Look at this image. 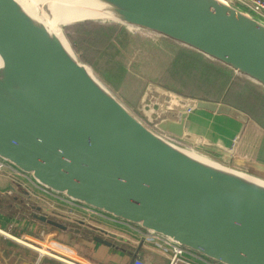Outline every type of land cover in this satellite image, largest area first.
Listing matches in <instances>:
<instances>
[{
    "label": "water",
    "instance_id": "obj_1",
    "mask_svg": "<svg viewBox=\"0 0 264 264\" xmlns=\"http://www.w3.org/2000/svg\"><path fill=\"white\" fill-rule=\"evenodd\" d=\"M96 1L115 23L190 48L264 88V23L234 6ZM43 10L47 15V4ZM66 45L18 0H0V160L54 193L216 264H264V186L236 173L264 178V164L232 154L223 165L209 158L220 168L189 153L204 156L200 146L190 150L165 137L198 140L184 130L195 109L244 124L248 117L168 94L180 118L153 131Z\"/></svg>",
    "mask_w": 264,
    "mask_h": 264
},
{
    "label": "crops",
    "instance_id": "obj_2",
    "mask_svg": "<svg viewBox=\"0 0 264 264\" xmlns=\"http://www.w3.org/2000/svg\"><path fill=\"white\" fill-rule=\"evenodd\" d=\"M133 35L149 48L150 54L148 58L157 59L158 63L161 64L166 62L165 57H173L178 54L183 58L186 56L198 64V69L202 74L197 76L199 79H202L204 82L217 84V86H222V91L225 94L228 92L231 84L239 82L240 84H245V86L248 84V88L246 87L244 89V95H250L252 85L256 84L248 78L236 74L222 64L173 41L153 34ZM156 49L162 51L165 57L156 54L154 52ZM184 61L186 62L185 58ZM188 64L187 66L192 67L191 64ZM156 65L160 70L164 69L159 64ZM158 75L159 78L162 77V75ZM143 76L147 78L144 74ZM147 87H150V93L154 94L151 102H147L152 107V111L150 109L147 110L149 111L147 112L148 118L152 119V114L154 113L160 115V117H156L155 120L150 121L158 124L162 118L161 116H166L162 120L178 121L180 115L172 110L180 105L174 102L168 94L179 98L182 97L174 92L167 91L158 82H149ZM215 93L212 90L207 92V94ZM186 98L229 106L235 111L247 116L249 122L244 124L236 118L226 115H216L203 110L195 109L189 111L184 124L185 133L191 137L198 138L200 142H196L198 140L183 138L185 148L193 150L194 146L198 145L202 148L203 154L216 159L222 158L224 160L227 155L232 154L233 156L241 155L252 160H257L258 151L264 148V128L258 123H254L250 115L239 105L233 106L214 96L208 95ZM257 139L260 140V146L255 148ZM0 176L3 177V184L0 185L1 236L10 233L13 236L20 237L32 243L35 249L42 248L47 243L58 242L74 250L73 259L80 264H130L136 253V258L143 260L147 264H168L167 256L150 248L136 227L106 220L91 214H85L77 210H72L71 213V210L66 205L61 204L59 201L41 192L33 190L23 177L16 176L9 172V170L1 171ZM28 196H31V199H33L31 201L37 205H42L43 203L60 205L63 208L60 212L70 217V222L66 224L68 229L62 230L55 225L44 224L29 219L26 214L28 212L24 209L25 206L23 203H21L26 198L29 199ZM71 222L77 223V225L74 224L75 226H71ZM97 240L102 242L99 243ZM103 242L112 244V247L107 246ZM42 251H40V254H48L47 251L45 253ZM154 253L157 254L154 255ZM44 257L40 258L38 253L39 259L37 258V264L43 261L45 259ZM61 263L65 264L59 262V264Z\"/></svg>",
    "mask_w": 264,
    "mask_h": 264
},
{
    "label": "rangeland",
    "instance_id": "obj_3",
    "mask_svg": "<svg viewBox=\"0 0 264 264\" xmlns=\"http://www.w3.org/2000/svg\"><path fill=\"white\" fill-rule=\"evenodd\" d=\"M46 17L48 19V16ZM85 20H92L87 22L94 24L86 27H73L78 23H84L82 21ZM57 29L61 32L62 38L69 45L77 59L86 65L93 75L131 113L153 131H157V124L150 120H155L160 115L154 113L152 119L148 118L147 112L149 111L147 110L152 111V107L147 102L150 103L152 96H154L150 93V87H147L149 82H158L164 89L180 95L183 99L208 95L233 106L239 105L250 115L254 123L256 122L264 128V89L256 84L252 85L250 95H244V89L248 88V84L245 86V84L239 82L231 84L225 94L222 91V86L199 79L197 76L202 74L198 69V64L184 55L186 62L179 54L173 57H165L162 51L156 49L154 52L165 57L166 62L160 64L157 59L148 58L149 48L133 34L149 33L112 21L102 19L67 20L58 22ZM188 63L192 67L187 66ZM156 64L164 69L160 70ZM142 73L147 78H144ZM158 74L162 77L159 78ZM211 90L217 94H207ZM161 117L159 121L166 118V116ZM165 137L185 147L182 139L168 135H165ZM259 143L260 140L257 139L255 148L260 146ZM258 152L257 160L254 161L264 164V148ZM201 155L223 165L222 158L216 159L203 153ZM246 174L264 181L263 177L250 173ZM2 181L3 177L0 176V185L3 184ZM0 240H3L0 242V264H37L38 252H36L37 250L32 243L10 233L5 234V236L0 235ZM50 244L47 243L43 246L47 247ZM44 247L40 250H45ZM44 258L39 264H59L60 262L51 255H45Z\"/></svg>",
    "mask_w": 264,
    "mask_h": 264
},
{
    "label": "built area",
    "instance_id": "obj_4",
    "mask_svg": "<svg viewBox=\"0 0 264 264\" xmlns=\"http://www.w3.org/2000/svg\"><path fill=\"white\" fill-rule=\"evenodd\" d=\"M222 1L234 6L238 10L245 12L246 14L255 18L256 20L264 23V0H222ZM3 170H9V172H11L12 174L23 177L28 182V184L33 188V190L41 192L44 195L59 201L61 204L66 205L67 208L71 210V213L72 210H77L85 214H91L106 220H111L113 222L122 223L127 226L136 227L126 222L109 217L103 213L95 211L82 204L74 202L63 195L54 193L40 186L29 175L22 173L12 165L0 160V172ZM136 228L138 229V232H140L143 235L145 242L147 243V245H149L150 248L163 254L164 256H167L168 264H216L210 261L209 259L203 257L202 255L193 252L187 248H184L163 236L157 235L149 231H145L143 229H140L139 227ZM45 248L48 254H44V255L40 254L41 251L40 248L36 249L39 253L40 258L44 257L45 255H51L53 258L65 264H80L73 259L74 250H72L69 247L63 246L58 242H52L50 246ZM130 264H147V263H145L143 260L139 258H135Z\"/></svg>",
    "mask_w": 264,
    "mask_h": 264
},
{
    "label": "bare ground",
    "instance_id": "obj_5",
    "mask_svg": "<svg viewBox=\"0 0 264 264\" xmlns=\"http://www.w3.org/2000/svg\"><path fill=\"white\" fill-rule=\"evenodd\" d=\"M25 9L38 20L44 23L54 34H56L66 45L64 39L61 36V32L57 29V23L67 20H83V19H102L106 21L116 22V18L109 12L103 9L99 2L96 0H18ZM48 5V15H44L43 6ZM48 16V19L47 17ZM69 49V47L66 45ZM92 74L91 70H89ZM93 75V74H92ZM193 157H196L209 164H215V162L207 157L200 156L197 153L189 152ZM221 168V167H220ZM244 178L251 180L257 184L264 186V181L256 177L236 172ZM44 247V246H43ZM48 247V246H47ZM45 248V247H44ZM46 250L42 252L45 253Z\"/></svg>",
    "mask_w": 264,
    "mask_h": 264
},
{
    "label": "flooded vegetation",
    "instance_id": "obj_6",
    "mask_svg": "<svg viewBox=\"0 0 264 264\" xmlns=\"http://www.w3.org/2000/svg\"><path fill=\"white\" fill-rule=\"evenodd\" d=\"M28 197L29 199L26 198V200L21 201V203H23V205L25 206L24 209L28 212L26 214L28 215L29 219H33L44 224H57L68 229L66 224L70 222V217L65 216L60 212V210L63 209L60 205H50L45 203H43L42 205H37L31 201L33 200L31 199V196ZM74 224L75 223H72L71 226L77 225V223L75 225Z\"/></svg>",
    "mask_w": 264,
    "mask_h": 264
},
{
    "label": "trees",
    "instance_id": "obj_7",
    "mask_svg": "<svg viewBox=\"0 0 264 264\" xmlns=\"http://www.w3.org/2000/svg\"><path fill=\"white\" fill-rule=\"evenodd\" d=\"M92 24H94V23H91V22H84V23H78L77 25H74L73 27L74 28H77V27H86V26H90V25H92ZM115 29L117 30V28H116V26H115ZM115 30V31H116ZM229 107V106H228Z\"/></svg>",
    "mask_w": 264,
    "mask_h": 264
}]
</instances>
